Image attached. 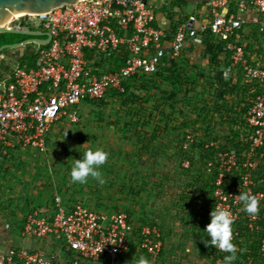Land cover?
<instances>
[{"label": "built area", "instance_id": "obj_1", "mask_svg": "<svg viewBox=\"0 0 264 264\" xmlns=\"http://www.w3.org/2000/svg\"><path fill=\"white\" fill-rule=\"evenodd\" d=\"M171 1L80 0L44 15L25 14L9 24L18 30L48 33L51 41L34 43L38 46L35 66L16 68L8 81L0 84V159L14 146L45 152L56 122L79 120L70 108L102 98L112 89L124 92L125 80L156 73L166 62L179 60L187 46L192 45L196 57L202 59L200 33L206 30L227 42L231 65L223 71L228 78L234 69L241 72L245 83L264 87V59L250 61L243 45L247 22L264 35V0H209L203 8L210 12L209 21L202 12L201 20L195 14L174 31L162 12L170 10ZM39 38L46 40L47 36ZM114 54L123 66L109 72L108 63L104 68L101 65ZM246 122L252 132L245 139L249 148L242 163L234 150L218 154L216 162H207V173L218 169L216 207L231 211L234 220L238 218L234 210L238 194H227L221 186L238 171L243 190L254 193L255 173L264 169V93L256 97ZM188 163L183 166L187 168ZM262 188L255 195L264 209V183ZM134 229L124 212L91 210L81 202L69 205L56 193L51 207L26 216L22 237L36 244L60 241L59 252L47 255L36 248L11 247L0 251V264H101L107 258L115 262L128 252ZM154 234L159 235L155 228L143 227L138 245L156 257L162 243L151 238Z\"/></svg>", "mask_w": 264, "mask_h": 264}, {"label": "trees", "instance_id": "obj_2", "mask_svg": "<svg viewBox=\"0 0 264 264\" xmlns=\"http://www.w3.org/2000/svg\"><path fill=\"white\" fill-rule=\"evenodd\" d=\"M188 2V0H172L170 10H162L163 14H165L167 19L171 22L172 31H174L178 25L186 24L189 18L193 16L186 13L184 10L185 5ZM206 4L207 1L203 0L198 5L201 14L203 12L202 9ZM175 9H177V11H175ZM209 13L210 12L206 11L202 14L205 15L207 21L211 19ZM201 14L197 16L200 17L202 16ZM200 34L203 45L202 59L200 60L208 64L211 69L207 90L214 89V91L211 94V99L207 100L208 103L202 108L198 109L197 105H195L198 112H193L196 114L194 121L189 122L188 120H185L180 124L176 122L177 119L180 118V115H185L178 108L182 101L186 102L187 106H191L192 103L196 104V100L198 101V104L204 102V93L197 94L196 96V88L198 84L196 76H193L195 75V72H187L188 70L185 68L192 63L191 61H199L193 52L194 47L192 45L186 47L179 60L166 62L156 73L137 74L125 80L123 82V87L125 88L124 92L112 89L109 90L104 97L88 100L85 104L100 109L108 105V100L116 101V103L119 104V111L117 110L119 112V116H117L119 120L117 122H120V117L124 118L127 116L130 119L129 122L122 123L123 125L120 124L119 126V131L124 132L125 137H139L143 132L146 134L148 126L153 124L155 126L154 132L150 136L148 134L149 143L139 146L140 157L148 156L153 160L156 158V163L160 166L162 165V162L159 160V157L161 156H166L169 159L177 156L181 166H183L184 161L190 162L191 167L189 169L184 166L183 168L180 166L175 168V174L178 172V177H187V175H190L193 180L183 188L180 186L178 187L177 185L176 199L175 202L173 201L171 208L176 211L175 217L180 219V223L183 224V227H188V236L185 237L186 243L191 242L196 246L199 252H201L200 257L210 260L213 264H223L225 253L216 250L215 247H206L203 242V240L210 241L211 239V237L207 236L205 230L207 225L211 222L210 213L216 207L217 200L214 192L217 188L216 178L218 175V169L215 168L212 174L207 173V162H216L218 154L234 150L238 154V162L242 163L244 160L243 153L249 148L245 139L252 132V129L247 125L246 115L249 109L253 106L256 97L264 93V87L257 83H245L241 72H236L234 69L231 76L228 78L225 71L222 70L231 65L230 53L225 50L227 42L218 39L211 30H206ZM10 35L0 34V47L5 44H12L9 40ZM22 37L23 40L28 38L25 36ZM247 41L248 42L246 43L245 40V43L243 44L246 57L249 58L250 61H252V58L255 56H257L259 60H263L264 49L261 46L254 48V45H252V41H254L255 44L259 43V37L256 35L254 40H250L249 38ZM1 55H3V53ZM109 62L114 65L112 66ZM107 63L110 65L107 69L109 72L119 70L121 66H123L122 59L117 54L107 58L104 65H101V67L104 68ZM21 67L29 68L25 62H21ZM182 95H184L183 98L185 99L179 101V98L180 96L182 97ZM190 95L194 96L190 98ZM232 108H235V113H233ZM217 116H220V120L216 121V124H225L229 126L230 137L227 138L223 135L225 137H223V139L228 140V143L221 142L222 134L218 135L214 132L213 127L216 124H214L215 122H212V119H215ZM102 119V117L99 118V120ZM200 119H203V123L208 124V126L206 128L201 126L200 129L202 131V136L194 132L193 141L189 143L187 148H185V144L188 143L187 135L192 132L189 129H194L197 132V125L199 124ZM63 122L69 123V120L62 119L56 122L54 128L64 126L61 125ZM171 122L173 124L176 123V126H171L170 128L169 126L172 125ZM161 123L164 125L163 129L159 126ZM209 123H213V125H210ZM169 131H172L171 134H173V132L176 134L177 143H175V146L177 150L174 152L169 149L170 146L167 144V142H171L170 139H161L158 141L160 132L168 134ZM181 135L183 136L182 139ZM55 136L53 130L51 137L49 136L50 138H47V151L50 144H52L53 137L55 138ZM140 140L141 139L138 141L141 142ZM153 141H157V144H152ZM195 161L197 162V165L195 164ZM217 166L218 164L216 167ZM153 175L156 178L158 173L153 171ZM209 175L211 176L208 177ZM255 175L253 195L263 190V167H261ZM170 177H172V174L164 172L161 182H167ZM111 186L113 187L112 184L110 185V188H112ZM221 187L227 194L233 193L239 195L240 192H245L238 171L232 172L229 175V178H227V182ZM123 190L124 188H121L120 193H122ZM137 195H140V192H136V190H133L130 193L131 197H136ZM262 205L263 204L260 203V213L255 220H251V217L242 210L243 205L240 201L234 206L235 213H238V218L234 220L233 224L234 243L241 251L237 253L238 258L233 264H264V209L261 208ZM99 206L101 207L100 211L102 212L126 213L129 217V222L135 226L132 235L133 241L131 238L129 250L124 256L126 259H128L127 254H129L130 251L131 253L136 252V256L140 257L142 255L148 260H152V258L157 260V258L164 256L163 239L165 238H163L162 235L164 233V228H162L157 221H149L146 219L142 221L143 223L137 222L134 213L131 210L126 209L123 211L120 210L119 207H115L112 211V209H107L102 204ZM31 212L32 211H29L28 213ZM27 215L28 214L24 215L21 222H25ZM145 226L155 228L159 233V235L154 234L151 237L154 241H160L162 243L161 251L156 257L150 254L147 250L143 248L141 249L138 245L140 241L139 232ZM21 239L23 241L28 240L22 236ZM51 254L53 253L48 255Z\"/></svg>", "mask_w": 264, "mask_h": 264}, {"label": "rangeland", "instance_id": "obj_3", "mask_svg": "<svg viewBox=\"0 0 264 264\" xmlns=\"http://www.w3.org/2000/svg\"><path fill=\"white\" fill-rule=\"evenodd\" d=\"M188 1L184 8L185 12L190 15L196 14L199 10L198 5L203 0ZM25 26L37 29L33 25L25 24ZM9 40L12 44H15L23 40V37L10 35ZM257 46H261L264 49V43L262 42L257 43ZM37 48L38 46L35 44H27L21 48L5 50L3 55L6 54L14 60L19 58H15L18 53L23 52L27 58H30L32 55L29 51L34 54ZM191 62L185 68L188 70L187 72H195L193 76H196L198 84L196 96L204 93V102L198 104L196 100V104L192 103L191 106H187L186 102L182 101L178 108L185 115L179 116L180 118L176 121L178 124L185 120L194 121L196 114L193 112H198L199 108L207 104V100L211 99V94L214 91V89L207 90L211 70L208 64L200 59L199 61ZM109 63L112 65L111 62ZM183 96H180L179 101L185 99ZM190 96L192 98L194 95ZM108 101V105L100 109L85 103L70 108L69 110L78 113L79 120L76 123L63 122L61 125L64 126L55 128L56 136L55 138L53 137L48 151L41 152L37 149L24 148L14 152L16 156L8 157V155H4L0 159V212L8 213L7 220L12 231L13 229H19L18 236H16L17 243L14 247L32 248L29 244H24L23 246L18 244L22 226L21 221L25 215H23V212L30 211L34 203L35 205L36 203L39 204L38 209L49 208L48 202H52L55 194L58 193L69 205L81 202L85 208L97 211L101 210L100 204L107 209H112V211L115 207H119L123 211L126 209L131 210L137 222H142L146 219L157 221L164 228V233L162 234L163 238H165L163 239L164 256L157 258V260L152 258V260H149L151 264H213L210 260L200 257L201 252L191 242L186 243L185 237L188 236V227H183L180 219L175 217L176 211L171 208L173 201L175 202L176 199L177 185L183 188L193 178L190 175L178 177V172L175 174V168L179 166L183 168L177 156L172 159L166 156L159 157L162 162L161 166L156 163V158L153 160L148 156L140 157L139 146L149 143V136L153 134L155 126L153 124L149 125L146 129L147 133L143 132L139 137H125V133L119 131V126L120 124L123 125L122 123L129 122L130 119L127 116L124 118L120 117V122H117L119 120L117 117L119 116V104L113 100ZM195 105H197L198 109ZM232 110L235 113V108H232ZM100 117L103 119L99 120ZM212 120L216 124V121L220 120V116ZM209 124L213 125V123ZM159 126L163 129L164 125L161 123ZM171 126H176V123H172L169 127L171 128ZM201 126L206 128L208 124L203 123V119H200L197 125V132L194 129H189L192 132L187 135L188 143L185 144V148L193 141L194 132L202 136ZM213 129L216 134H222L221 142L228 143V140L223 139V137H230L229 126L216 124ZM171 133L172 131H169L168 134L170 135H168L160 132L158 141L170 139L171 142H166L170 146L169 149L174 152L177 150L175 146L177 140L175 132ZM182 137L181 135V139ZM139 139H141V142L138 141ZM152 144H157V141H153ZM88 149H103L109 153L108 162L101 169L107 181L102 186L91 179L87 184H74L71 182L70 172L74 160L82 159L83 152ZM185 162L189 161H184L183 164ZM3 163L7 164V172L1 169ZM188 164L187 169L191 167L190 162ZM195 164L197 165L196 161ZM153 171L158 173L156 178L153 175ZM164 172L172 174V177L168 178L167 182L162 183L161 178ZM111 184L113 185V187L111 186L112 188H110ZM121 188H124L122 193H120ZM133 190L140 192V195L131 197L130 193ZM19 214L21 219L18 222L19 218L12 216H19ZM13 220L17 222L13 223ZM11 230L5 229V233L11 232ZM51 241L52 239L46 243L38 242L34 248L47 253V255L50 253L57 254L62 247V243L60 241H53L52 243ZM127 258L123 256L115 262L107 258L102 260L101 264H135L139 256H136V252L131 253L130 251L127 254Z\"/></svg>", "mask_w": 264, "mask_h": 264}, {"label": "clouds", "instance_id": "obj_4", "mask_svg": "<svg viewBox=\"0 0 264 264\" xmlns=\"http://www.w3.org/2000/svg\"><path fill=\"white\" fill-rule=\"evenodd\" d=\"M67 136V133H66ZM109 153L103 149H88L83 152L82 159H75L70 172L71 182L74 184H87L89 180H95L101 186L107 181L101 171L108 162ZM238 200L243 205V211L250 217H256L260 213V199L248 192H240ZM211 222L205 232L210 241L203 240L206 247H215L216 250L225 253L223 264H233L237 260V253L241 251L234 243L233 224L234 217L228 209L215 207L210 213ZM135 264H151L144 256H140Z\"/></svg>", "mask_w": 264, "mask_h": 264}, {"label": "crops", "instance_id": "obj_5", "mask_svg": "<svg viewBox=\"0 0 264 264\" xmlns=\"http://www.w3.org/2000/svg\"><path fill=\"white\" fill-rule=\"evenodd\" d=\"M204 1H209V0H204ZM203 10V9H202ZM201 10V11H202ZM200 10H198L197 12H196V15H200ZM165 15V14H164ZM201 18L202 17H200V20H201ZM165 20L166 19H164V16L161 18V21L163 22V24L165 23ZM244 32H245V40H246V43L248 42L247 40H249V38H250V40H254V37L257 35V37H259V42H262V43H264V35L263 34H260V32H259V30H258V27L256 26V25H254L253 23H251V22H247L246 24H245V29H244ZM263 40V41H261V39ZM253 43H252V45H254V48H258V46H257V44H255V42L254 41H252ZM245 43V42H244ZM21 48V47H20ZM29 53L32 55L30 58H27V56H25L24 55V53L23 52H21V53H18V56H16L15 58H17V57H19L18 59H11L10 58V56H8V55H6V54H4V55H1L0 56V58H1V61H0V84H4V83H6L7 81H8V78H9V76H10V74L16 69V68H22L21 67V62H25L26 63V65L27 66H29V68L31 67H34L35 66V62H36V55H35V53L33 54L31 51H29ZM28 54V53H27ZM254 58V60L255 59H258V57L257 56H255V57H253ZM14 61H16V62H14ZM264 61V60H263ZM12 64V66H10ZM25 147H22V146H14V147H11V148H9L8 150H7V154L6 155H8V157L10 156V157H13V156H16L15 155V153L14 152H18L19 150H22V149H24ZM31 149H33V148H31ZM5 155V156H6ZM21 158H23V157H21ZM5 159V158H4ZM9 159V158H8ZM4 162V161H3ZM0 163H1V161H0ZM9 166V165H8ZM1 169H4L5 170V172H7V170H8V168H7V164L5 163H3V165H2V167H1ZM22 184V183H21ZM43 202V201H42ZM52 203H53V201L52 202H48V207H50V206H52ZM38 205L39 204H37L36 203V205H35V203H34V206H33V208L30 210V211H32L33 209H35V210H33V211H39V209H38ZM48 209V208H47ZM32 211V212H33ZM29 212V211H28ZM27 211H24L23 212V215L24 214H29ZM7 216H8V213H2V212H0V218H1V221H0V251H5V250H7V249H9V248H15L14 247V245L17 243V240H16V236H18V230L19 229H13V231L11 230V226H10V224L8 223L9 221L7 220ZM12 217H16V218H19L18 219V222L20 221V219H21V216H20V214H19V216H12ZM11 217V218H12ZM23 219V218H22ZM16 223L17 221H14L13 220V223ZM23 223H24V221L22 222V226H21V228H20V234H19V237H18V239H19V241H18V244H20V246H23L24 244H29V245H31L32 246V248H34L35 246H36V243H35V241H32V242H30L29 240H25V241H23L22 239H21V236H22V229H23ZM8 227H10V228H8ZM5 229L7 230H11V232L10 231H8V232H6L5 233Z\"/></svg>", "mask_w": 264, "mask_h": 264}, {"label": "water", "instance_id": "obj_6", "mask_svg": "<svg viewBox=\"0 0 264 264\" xmlns=\"http://www.w3.org/2000/svg\"><path fill=\"white\" fill-rule=\"evenodd\" d=\"M79 1L80 0H0V34H11L28 37L19 43L5 44L1 46L0 55L8 49H16L27 44H34L38 42L48 43L51 41V36L48 33L45 34L10 28L9 24L15 20L16 15H44L52 12L56 8H60L65 5H73ZM44 35L47 36L46 40L39 38Z\"/></svg>", "mask_w": 264, "mask_h": 264}, {"label": "bare ground", "instance_id": "obj_7", "mask_svg": "<svg viewBox=\"0 0 264 264\" xmlns=\"http://www.w3.org/2000/svg\"><path fill=\"white\" fill-rule=\"evenodd\" d=\"M23 16H25V14H23V15H16V16H15V19H16V18H21V17H23Z\"/></svg>", "mask_w": 264, "mask_h": 264}]
</instances>
